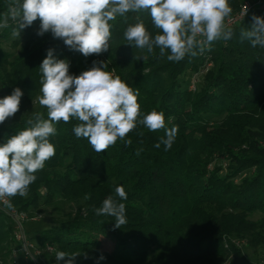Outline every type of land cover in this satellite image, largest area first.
I'll use <instances>...</instances> for the list:
<instances>
[{"label": "trees", "instance_id": "obj_1", "mask_svg": "<svg viewBox=\"0 0 264 264\" xmlns=\"http://www.w3.org/2000/svg\"><path fill=\"white\" fill-rule=\"evenodd\" d=\"M11 2L0 0V19ZM253 15L264 17V10L253 11L232 30L231 39L216 40L202 56L197 50L196 56L186 55L179 62L169 61L167 50L160 55L158 48L148 53L128 45L123 34L137 22L143 21L153 37L158 34L145 11L111 21L109 49L84 56L78 64L50 32L44 37L36 34L39 19L21 31L31 40L14 61L0 46L5 94L20 88L21 103H31L36 91L40 93L39 67L53 49L57 59L69 62L70 75L89 70L93 61L104 57L120 66V78L139 91L138 120L155 110L164 113L165 128L178 126L167 151L162 143L155 147L165 129L153 132L137 122L125 137L130 145L118 139L97 153L87 139L75 136L77 120L56 124L57 134L49 138L55 155L35 173L27 196L10 197L12 205L30 212L58 201L73 202L87 216L77 213L78 219L35 236L41 245L51 244L66 253L87 252L89 258L77 257L76 264H97L101 255L105 259L99 264H254L236 242L264 249V47L240 38L241 30L251 27ZM15 26L4 28L0 39ZM202 68L206 72L202 88L196 92L184 88L182 77ZM42 115L47 119V113ZM210 116L222 121L211 123ZM28 119L0 124V145L28 127ZM218 161H225L227 168L215 165ZM247 170L252 174L236 181ZM117 186L124 187L126 200L116 196ZM110 195L125 204L127 223L121 228L114 227L115 217L94 211ZM256 213L262 218L251 220ZM11 240L12 229L0 213V244ZM103 240L113 243L112 250L103 249ZM7 245L0 248V260L8 257Z\"/></svg>", "mask_w": 264, "mask_h": 264}, {"label": "clouds", "instance_id": "obj_2", "mask_svg": "<svg viewBox=\"0 0 264 264\" xmlns=\"http://www.w3.org/2000/svg\"><path fill=\"white\" fill-rule=\"evenodd\" d=\"M141 11L149 13L158 34L153 37L140 21L127 27L124 39L128 45L147 49L148 53L158 48L160 55H164L167 50L169 61L179 62L186 55L194 57L197 50L202 53L214 41H226L233 36L232 29L225 24L232 13L229 0H12L0 19V28L9 27L12 21L16 26L11 37L19 39L21 31L39 19L38 35L51 32L70 49L88 57L109 49L111 21ZM252 21L250 28L241 30L240 38L253 47H264V17L253 15ZM107 67L104 61H93L89 70L70 75L69 62L57 59L53 49L47 51L39 67L42 87L38 97L39 104L47 110V119L34 113L26 121L28 127L0 145V202L6 208L13 207L7 198L28 195L29 186L37 179L35 173L55 155L49 138L57 134L55 125L61 121L77 120L75 136L87 139L97 153L106 151L118 139L125 140L137 122L153 132L165 129V136L155 147L159 148L161 143L165 151L172 147L178 126L165 128L164 113L155 110L138 120V89L134 91L120 76L106 71ZM22 96L17 87L0 98V124L19 111ZM131 143L125 140L126 145ZM115 194L121 200L127 199L123 186H117ZM94 211L98 216L115 217V228L127 223L125 204L111 195ZM55 257L57 264L65 257V264H76L77 257L89 258L87 252L80 251H56ZM103 259L101 255L99 260Z\"/></svg>", "mask_w": 264, "mask_h": 264}, {"label": "rangeland", "instance_id": "obj_3", "mask_svg": "<svg viewBox=\"0 0 264 264\" xmlns=\"http://www.w3.org/2000/svg\"><path fill=\"white\" fill-rule=\"evenodd\" d=\"M245 1H247V0H229V5L232 8V13L236 10V8L239 5L243 4ZM252 1L253 0H250V2H252ZM258 10H264V9H258ZM9 24H13V22L9 21ZM35 28H37L36 32L38 33L40 25H36ZM3 31H4V28H0V32H3ZM50 34H51V32H50ZM34 36H36V35L34 34ZM42 36L44 37L45 34ZM27 37H28L27 35L25 36V35L21 34L19 39L18 38L13 39L11 37V34H9L6 38L0 39V46H2V48L4 50L10 52L13 55L10 59L11 61L12 60L14 61L16 55H18V53L23 48V46H25L29 42V40H31L30 38H27ZM55 39H56L55 41L58 44L64 43L63 40H61V39H58V38H55ZM210 49H211V46L209 48H207L208 51ZM70 50L72 53V59L74 60L75 64H78L81 61V59L84 57V55L78 51H75L72 49H70ZM202 54L203 53L200 52L201 56H202ZM208 56H211V55H208ZM103 61L108 64L107 69H105L106 71H111L113 73V75H118V70L121 68L120 66H118V68H117L116 66L112 65L105 57L103 58ZM207 61H208V59H207ZM7 70L10 71V68H8ZM205 73L206 72L204 71V68H202L201 71L197 74H195V73L193 74L190 72L187 73L185 76L182 77V86H184V88H188L192 92L199 91L203 86L201 83L204 80ZM5 92H6V90L4 88L2 80L0 78V98H4L5 96H7L5 94ZM40 95H41V92L38 93L36 91L34 98L32 100H29V101H31V103H27V102L20 103L19 111L14 116L6 119L5 122L8 123L9 125H11L14 123H18L25 118H31L33 116V114L36 112H40V113L42 112L41 114H43V113L46 114L47 113L46 108L42 107L38 102V97ZM209 118H210V120H212L211 123H219L220 121H222L221 117L210 116ZM215 165H218L219 167L221 166L224 169L227 168V163L225 161H221V162L218 161L215 163ZM252 172H253V170L245 171L236 179V181H239L240 179H242L244 177L250 176L252 174ZM224 173H226V171H224ZM77 213H81V215L84 218L87 216V214L85 213V210L84 209L82 210V206L80 204L73 203V202H66V201H58L57 203H55L53 205L31 210L30 211V217H36L39 220L28 221L26 228H27V231H28L30 237L34 240H37L34 238L35 236L36 237L41 236V235L49 232L51 230V228H59L61 226L68 224L69 222H71L73 220L78 219V215L76 216ZM261 218H262V216L258 213L250 216V219L253 221H258ZM7 223H8V221H7ZM103 241H105V240H103ZM103 241H102L103 249L112 250L113 243L106 242V241L103 243ZM236 242L238 245L239 242L238 241H236ZM240 244L242 246L241 249H242L244 255L247 257V259L250 262H252L254 264H264V249L263 248L249 247L248 245H246V244L244 245L243 243H240ZM5 245H7V244H3V243L0 244V248L4 247ZM7 246H8V249H10L11 247L13 248L12 240H11L10 244H8ZM5 259L8 260V257H6ZM18 264H26L25 259L22 255L19 257Z\"/></svg>", "mask_w": 264, "mask_h": 264}, {"label": "built area", "instance_id": "obj_4", "mask_svg": "<svg viewBox=\"0 0 264 264\" xmlns=\"http://www.w3.org/2000/svg\"><path fill=\"white\" fill-rule=\"evenodd\" d=\"M256 9H264V0L245 1L239 9L226 18V27L234 30ZM207 48L209 47H206V50ZM211 66L208 64L207 69ZM7 199L12 204L11 198ZM0 213L12 229L13 244V248L11 247L9 253L7 252L8 260H0V264H18L21 255L26 264H57L55 253L59 249L51 244L41 245L39 241L32 239L27 231V222L39 220L38 218L30 217V212L20 211L14 207L6 208L3 202H0ZM59 264H65V260H60Z\"/></svg>", "mask_w": 264, "mask_h": 264}]
</instances>
